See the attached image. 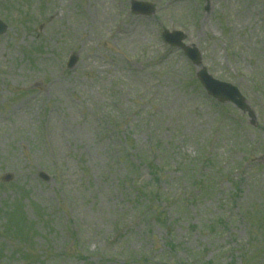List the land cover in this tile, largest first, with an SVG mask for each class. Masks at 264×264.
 Returning a JSON list of instances; mask_svg holds the SVG:
<instances>
[{
    "label": "rangeland",
    "instance_id": "obj_1",
    "mask_svg": "<svg viewBox=\"0 0 264 264\" xmlns=\"http://www.w3.org/2000/svg\"><path fill=\"white\" fill-rule=\"evenodd\" d=\"M130 1L0 0V264H264V0Z\"/></svg>",
    "mask_w": 264,
    "mask_h": 264
},
{
    "label": "water",
    "instance_id": "obj_2",
    "mask_svg": "<svg viewBox=\"0 0 264 264\" xmlns=\"http://www.w3.org/2000/svg\"><path fill=\"white\" fill-rule=\"evenodd\" d=\"M147 5V4H146ZM148 6V5H147ZM134 7L138 11H144V6L142 4H134ZM136 11L137 13H139ZM150 14V13H149ZM5 30V27L0 23V33H3ZM179 33H176L178 35ZM171 40L174 42L177 41L175 34L169 36ZM168 37V39H169ZM183 37L180 35L179 40ZM176 43V42H175ZM186 50V48H184ZM194 61L196 64H199L200 60L199 57L194 55ZM199 79L205 86V88L217 99L220 101H227L230 100L233 103H235L241 110H246V105H244V101L239 97L238 93L235 89L231 88L230 86L217 83L213 80H211L207 75L206 71L202 70L199 74Z\"/></svg>",
    "mask_w": 264,
    "mask_h": 264
}]
</instances>
